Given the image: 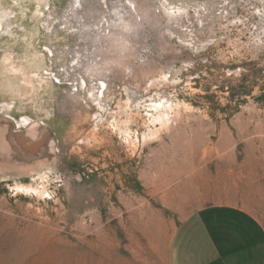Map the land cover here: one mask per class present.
<instances>
[{
	"label": "rangeland",
	"instance_id": "rangeland-1",
	"mask_svg": "<svg viewBox=\"0 0 264 264\" xmlns=\"http://www.w3.org/2000/svg\"><path fill=\"white\" fill-rule=\"evenodd\" d=\"M221 203L264 227V0H0V264H167Z\"/></svg>",
	"mask_w": 264,
	"mask_h": 264
},
{
	"label": "crops",
	"instance_id": "crops-1",
	"mask_svg": "<svg viewBox=\"0 0 264 264\" xmlns=\"http://www.w3.org/2000/svg\"><path fill=\"white\" fill-rule=\"evenodd\" d=\"M167 245V264H264L263 225L245 208L226 203L184 216Z\"/></svg>",
	"mask_w": 264,
	"mask_h": 264
},
{
	"label": "bare ground",
	"instance_id": "bare-ground-1",
	"mask_svg": "<svg viewBox=\"0 0 264 264\" xmlns=\"http://www.w3.org/2000/svg\"><path fill=\"white\" fill-rule=\"evenodd\" d=\"M24 190H27V189H24ZM28 191V190H27ZM29 191H31V190H29ZM10 259H13L14 261L16 260V257H15V255L13 254V253H11V254H8L7 255V257H6V259H4L2 262V264H4L6 261H8V260H10Z\"/></svg>",
	"mask_w": 264,
	"mask_h": 264
}]
</instances>
